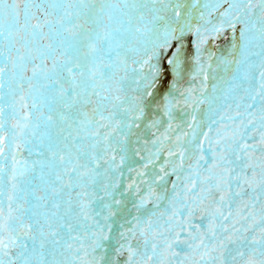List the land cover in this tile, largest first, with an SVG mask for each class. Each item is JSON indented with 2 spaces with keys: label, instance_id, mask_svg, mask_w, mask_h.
Masks as SVG:
<instances>
[{
  "label": "snow or ice",
  "instance_id": "obj_1",
  "mask_svg": "<svg viewBox=\"0 0 264 264\" xmlns=\"http://www.w3.org/2000/svg\"><path fill=\"white\" fill-rule=\"evenodd\" d=\"M0 264H264V0H0Z\"/></svg>",
  "mask_w": 264,
  "mask_h": 264
}]
</instances>
